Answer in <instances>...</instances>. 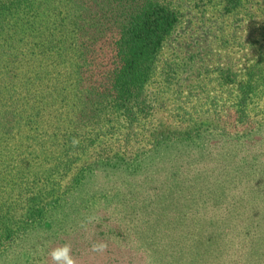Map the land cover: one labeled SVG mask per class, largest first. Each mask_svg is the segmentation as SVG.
<instances>
[{
	"label": "rangeland",
	"instance_id": "1",
	"mask_svg": "<svg viewBox=\"0 0 264 264\" xmlns=\"http://www.w3.org/2000/svg\"><path fill=\"white\" fill-rule=\"evenodd\" d=\"M157 1L178 23L118 102L129 27ZM12 22L0 264H264L237 201L264 167V0H29ZM50 143L64 166L29 185Z\"/></svg>",
	"mask_w": 264,
	"mask_h": 264
},
{
	"label": "trees",
	"instance_id": "2",
	"mask_svg": "<svg viewBox=\"0 0 264 264\" xmlns=\"http://www.w3.org/2000/svg\"><path fill=\"white\" fill-rule=\"evenodd\" d=\"M24 1L29 0H0V138L8 137L3 140L4 143L8 142L11 139L10 136L13 135V131L6 127L7 120L11 116L7 93L12 85L13 65L17 67L16 65L20 64L11 57L9 31L13 26V13L17 8L22 7ZM178 20L179 14L174 8L157 1L146 8L131 24L127 36L126 57L118 79V102L128 101L139 67L156 55ZM247 97L248 95L243 100H247L249 98ZM54 145L56 144L50 143L47 154L40 157L41 172L32 169L29 173V185L36 184L35 181L38 178L48 179L51 174L57 172V169L60 170L61 166H64L62 161L58 162L54 158ZM61 158L66 161L65 167L79 161L78 157L70 156L67 151L62 152ZM243 172L251 178L241 194L237 196V201L245 200V206L253 218L257 216L255 227H264V167L253 162ZM235 205L238 206L236 203Z\"/></svg>",
	"mask_w": 264,
	"mask_h": 264
},
{
	"label": "clouds",
	"instance_id": "3",
	"mask_svg": "<svg viewBox=\"0 0 264 264\" xmlns=\"http://www.w3.org/2000/svg\"><path fill=\"white\" fill-rule=\"evenodd\" d=\"M66 252H67V249H64L62 253H60V254H54V255L56 256L57 259H59L60 258V255H63ZM68 264H72L71 260H68Z\"/></svg>",
	"mask_w": 264,
	"mask_h": 264
}]
</instances>
